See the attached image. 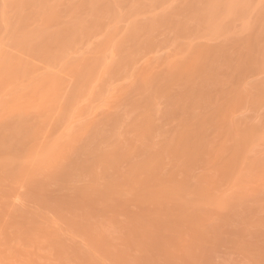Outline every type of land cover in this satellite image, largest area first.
Segmentation results:
<instances>
[{"label":"rangeland","instance_id":"obj_1","mask_svg":"<svg viewBox=\"0 0 264 264\" xmlns=\"http://www.w3.org/2000/svg\"><path fill=\"white\" fill-rule=\"evenodd\" d=\"M0 264H264V0H0Z\"/></svg>","mask_w":264,"mask_h":264},{"label":"bare ground","instance_id":"obj_2","mask_svg":"<svg viewBox=\"0 0 264 264\" xmlns=\"http://www.w3.org/2000/svg\"><path fill=\"white\" fill-rule=\"evenodd\" d=\"M201 9V11H202V15H203V13H204V15H206V16H201V14H199V12H201L200 10H198V8H195L193 11H194V13H195V15H196V17H197V19H198V21L199 22H201V23H206V22H208V20H209V16H208V14H207V12H203L204 10H202L203 8H200ZM199 11V12H198ZM206 17H207V19H206ZM169 21H171V19L169 20ZM173 21V20H172ZM168 23V22H167ZM166 25V24H165ZM168 25H170V27H174L173 25H174V23L173 22H170V23H168ZM175 30L178 32V35H180L182 32L184 33V31L183 30H185L184 29V24H182V23H180V24H178L177 26H175ZM175 30H173V31H175ZM181 31V32H180ZM182 33V34H183ZM256 41V40H255ZM252 42L253 44L254 43H256V42ZM257 46H259V41L257 42ZM132 53V52H131ZM130 53V54H131ZM197 54H198V56H193V57H189V58H186V59H184L183 61H182V63L180 64V68L178 69V72L176 73L179 77H181V78H183L184 79V81L186 82V85H191V87H192V84H194V85H200V84H198L197 82H201V84H203L202 82H203V80H207V82H208V77H209V74H208V68H207V65H204V64H202L201 63V61L202 60H204L206 57H207V52H206V50L205 49H199L197 52H196ZM135 54L136 53H134V56H132V57H135ZM132 55H133V53H132ZM258 57V55H256L255 54V58L258 60V59H260V58H257ZM251 57H253V56H249L248 57V59L249 60H251L250 58ZM247 59V61L249 62V60ZM262 59V58H261ZM134 60V59H133ZM255 60V59H254ZM252 61V60H251ZM251 61L249 62V63H251ZM252 62H254V61H252ZM256 63H258V62H255V65H258V64H256ZM251 65H253V64H251ZM90 73V72H89ZM85 75H78V77H81V78H83ZM88 76H90L89 74H88ZM146 76V79L145 80H143V82L141 83V84H138V85H140L141 86V88L140 89H138V88H136V89H138L139 91H140V93L142 94V92H143V94L146 96V98L147 99H149V98H168L169 97V93H170V91L172 90V88L174 89V87L173 86H171V85H163V86H157V87H154L153 86V83L154 82H160L161 80H162V78L160 77V76H158V75H156V76H148V78H147V75H145ZM144 76V77H145ZM144 79V78H143ZM142 80V79H141ZM206 80L204 81V82H206ZM206 82V83H207ZM143 84V85H142ZM204 85V84H203ZM206 85V84H205ZM137 87H139V86H137ZM199 87V86H198ZM203 87V86H202ZM206 89L205 90H208V88H207V86L205 87ZM189 89H191V88H189ZM194 90V89H193ZM196 90V89H195ZM201 90V89H200ZM204 90V88L202 89V91H201V94H202V96H203V98L202 97H200L201 99H203V101H205L204 100V97H209L208 95L209 94H207L205 91H203ZM137 93H139V92H137ZM195 92H193V94H194ZM200 95V93H198L197 92V94L196 95ZM139 95V94H138ZM177 95V94H176ZM207 95V96H206ZM191 96V93H186V94H182V95H180L178 98H177V100H180V101H178L179 103H177V100H176V103H177V106H179V110H176V111H174V112H172V122L173 121H175V120H179V118L182 116V115H186V114H189L190 112H188L189 110H193V109H191L192 107H193V103H192V101H190V97ZM149 97V98H148ZM181 97V98H180ZM194 97H195V95H194ZM193 97V98H194ZM199 97H196V98H199ZM126 98V97H125ZM170 98V97H169ZM175 98H176V96H175ZM175 98H173V99H175ZM192 98V99H193ZM127 99V98H126ZM125 99V100H126ZM200 99V100H201ZM125 100H123V101H125ZM194 100V99H193ZM132 101H134L133 103L135 104V103H139L138 102V100L135 98V100H130L129 101V103L130 102H132ZM195 101V100H194ZM175 103V101L173 100L172 101V103ZM173 103V104H174ZM132 104V103H131ZM131 105V106H133V109L135 110V111H137L138 109L140 110L141 109V107H139L137 104L136 105ZM179 104V105H178ZM195 104H196V102H195ZM170 116V115H169ZM149 117V116H148ZM173 118L175 119V120H173ZM167 119H169V118H167ZM168 120V121H170L171 122V120ZM209 119L208 118H201L200 120H198L195 124H196V126H195V131L193 130L192 131V133H197V135H199V134H201L202 136H204L202 133H201V131H204V129H205V124L207 125L208 123H209ZM177 122V121H176ZM109 123V122H108ZM105 124V123H104ZM113 124V123H112ZM111 125V124H110ZM145 125H146V127L144 128H138V127H135V130L133 129V132H138V134H140V135H146V134H150V132H151V127H150V119L148 120V118L146 119V122H145ZM102 126V125H101ZM113 127H114V124H113ZM194 133V134H195ZM186 134H187V132H186ZM185 133H182V134H178L176 137H177V139H178V141L181 143V144H186V145H190V143L187 141V135H186ZM204 138V137H203ZM202 138V139H203ZM205 138H206V136H205ZM207 138H209V137H207ZM206 138V139H207ZM208 140V139H207ZM210 140V139H209ZM201 142H202V140H201ZM203 144H206V143H204V142H202V147L201 146H199V145H201L200 143H199V145H197L196 146V148L199 150H202L205 154H211L210 153V151H209V148H206V147H203ZM200 152V151H199ZM164 156V155H163ZM161 164V163H160ZM164 164V163H163ZM109 166H110V164H108ZM159 165V164H158ZM162 166V165H161ZM228 166H230V169H229V171H228V173L230 174V175H233V174H235V172H234V170L232 171V169L234 168V165L232 164V163H229L228 164ZM160 166H158V168H159ZM157 168V167H156ZM157 168V169H158Z\"/></svg>","mask_w":264,"mask_h":264}]
</instances>
